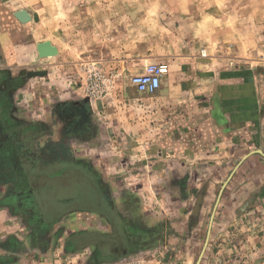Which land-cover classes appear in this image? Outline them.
I'll return each mask as SVG.
<instances>
[{"label": "crops", "instance_id": "0c3cea01", "mask_svg": "<svg viewBox=\"0 0 264 264\" xmlns=\"http://www.w3.org/2000/svg\"><path fill=\"white\" fill-rule=\"evenodd\" d=\"M19 58L0 68V264L139 258L198 230L240 163L210 243L264 259V58L141 59L168 66L156 93H138L131 73L97 101L67 64Z\"/></svg>", "mask_w": 264, "mask_h": 264}, {"label": "rangeland", "instance_id": "374dc122", "mask_svg": "<svg viewBox=\"0 0 264 264\" xmlns=\"http://www.w3.org/2000/svg\"><path fill=\"white\" fill-rule=\"evenodd\" d=\"M11 30L18 51L10 48ZM43 43L58 54L37 61ZM239 53L264 58V0H0V68L13 63L15 55L28 66L67 64V75L91 101L114 93L121 75L140 73L141 59ZM213 203L198 230L173 231L159 248L136 258L137 264H196ZM219 210L215 237L226 224ZM252 222L250 217L245 224L238 221ZM210 245L201 264H264L263 258L238 259L235 248L228 259L226 248Z\"/></svg>", "mask_w": 264, "mask_h": 264}, {"label": "built area", "instance_id": "2783aa9c", "mask_svg": "<svg viewBox=\"0 0 264 264\" xmlns=\"http://www.w3.org/2000/svg\"><path fill=\"white\" fill-rule=\"evenodd\" d=\"M168 72L165 64H150L135 75L130 77V83L140 94H154L161 87L162 79ZM100 78V77H99ZM127 260L119 264H137L138 261Z\"/></svg>", "mask_w": 264, "mask_h": 264}, {"label": "water", "instance_id": "95a60500", "mask_svg": "<svg viewBox=\"0 0 264 264\" xmlns=\"http://www.w3.org/2000/svg\"><path fill=\"white\" fill-rule=\"evenodd\" d=\"M38 52H39V56L41 58L52 57V56H55V55L58 54L57 49L55 47L51 46L50 43H43V44L38 45ZM244 159H246V157ZM240 164L235 168V170L230 175V177L223 183L222 188L219 191L218 198H217V200L215 202L212 214L210 216L206 240H205L203 249H202V251L200 253V256H199L196 264H201L203 259H204V257H205L206 251H207V249L209 247V243H210V239H211V235H212V228H213V225H214V221H215V217H216V213H217L218 207H219L220 202H221L222 195H223L225 189L227 188V186L229 185V183L231 182V179L233 178V175L235 174V172L239 168Z\"/></svg>", "mask_w": 264, "mask_h": 264}]
</instances>
